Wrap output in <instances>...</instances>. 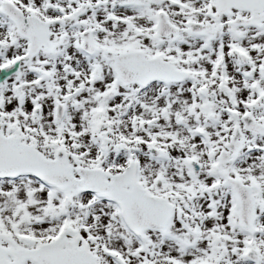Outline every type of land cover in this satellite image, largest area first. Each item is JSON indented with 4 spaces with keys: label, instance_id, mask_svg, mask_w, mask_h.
I'll list each match as a JSON object with an SVG mask.
<instances>
[{
    "label": "snow or ice",
    "instance_id": "6c2138e0",
    "mask_svg": "<svg viewBox=\"0 0 264 264\" xmlns=\"http://www.w3.org/2000/svg\"><path fill=\"white\" fill-rule=\"evenodd\" d=\"M0 264H264V0H0Z\"/></svg>",
    "mask_w": 264,
    "mask_h": 264
}]
</instances>
